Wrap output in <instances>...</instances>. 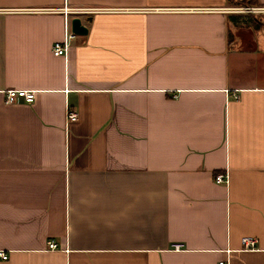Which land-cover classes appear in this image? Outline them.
<instances>
[{"label": "crops", "instance_id": "0c3cea01", "mask_svg": "<svg viewBox=\"0 0 264 264\" xmlns=\"http://www.w3.org/2000/svg\"><path fill=\"white\" fill-rule=\"evenodd\" d=\"M231 4L0 0V264H264V43Z\"/></svg>", "mask_w": 264, "mask_h": 264}, {"label": "built area", "instance_id": "2783aa9c", "mask_svg": "<svg viewBox=\"0 0 264 264\" xmlns=\"http://www.w3.org/2000/svg\"><path fill=\"white\" fill-rule=\"evenodd\" d=\"M227 10L232 11V12H261L264 11V7L260 6H254V5H244V6H231ZM70 32H67L65 36L62 37L61 40L53 41L52 46H51V52L53 55H59L63 54L65 52L67 43H68V38L70 37ZM20 94L22 98L26 102H30L33 97V91L32 90H27V89H7L4 92V102H11L13 101L14 97ZM75 119V113L72 111H67L66 113V121H72ZM214 179L216 182H224L226 181V174L225 173H217L214 176ZM241 243L243 244L244 247H253L255 243V238L253 236H242L241 238ZM47 246L48 247H54L55 244L49 240L47 241ZM182 246L180 243H175L173 247L175 249H178ZM6 256L5 252L0 251V257L4 258ZM216 264H227L223 260H219Z\"/></svg>", "mask_w": 264, "mask_h": 264}, {"label": "rangeland", "instance_id": "374dc122", "mask_svg": "<svg viewBox=\"0 0 264 264\" xmlns=\"http://www.w3.org/2000/svg\"><path fill=\"white\" fill-rule=\"evenodd\" d=\"M231 3H232L231 4L232 6H244V4H237L236 1H233ZM242 13H246V12H242ZM247 13H249V12H247ZM253 15L255 16L254 18H252L250 16H247V18L250 20V22L251 21L255 22V21H253V19L257 21L255 23L251 22L254 25V27H255V24L257 26V30H256L257 34H255V36H254V39H255L254 41L259 42V43H264V38H262L261 31L259 30V29H264V11H261L258 13L254 12ZM263 37H264V35H263Z\"/></svg>", "mask_w": 264, "mask_h": 264}, {"label": "water", "instance_id": "95a60500", "mask_svg": "<svg viewBox=\"0 0 264 264\" xmlns=\"http://www.w3.org/2000/svg\"><path fill=\"white\" fill-rule=\"evenodd\" d=\"M69 30L74 34H83L86 31V28L81 24L80 19L76 16H72L69 19Z\"/></svg>", "mask_w": 264, "mask_h": 264}, {"label": "trees", "instance_id": "16d2710c", "mask_svg": "<svg viewBox=\"0 0 264 264\" xmlns=\"http://www.w3.org/2000/svg\"><path fill=\"white\" fill-rule=\"evenodd\" d=\"M228 1L229 2L236 1L237 4H244V5H257L255 0H228ZM254 21L257 22L256 20ZM255 27H257L256 24Z\"/></svg>", "mask_w": 264, "mask_h": 264}]
</instances>
